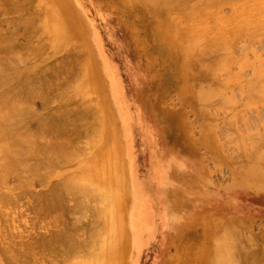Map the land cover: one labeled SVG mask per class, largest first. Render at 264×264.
Instances as JSON below:
<instances>
[{"label":"rangeland","instance_id":"1","mask_svg":"<svg viewBox=\"0 0 264 264\" xmlns=\"http://www.w3.org/2000/svg\"><path fill=\"white\" fill-rule=\"evenodd\" d=\"M29 1H31V0H29ZM39 2L41 3L40 5L38 4ZM48 2H49V4L53 3L52 5H54L55 0H46L45 3H48ZM28 3L31 4L30 6L35 5V7H33V9L30 10L29 12H27V16L24 17V15L21 12L18 13V10H15V9H14L15 11H13V9H11L10 7L9 8L12 11L10 10V12H8V14H7L6 11L9 10V8H8L9 5L7 3H5V0H0V32H1L0 38L11 39L13 35H11L10 33H14L15 30H18L16 32L19 34V36L20 35L21 36L16 38L17 39L16 42L19 43V46L21 45L22 42H24L22 44H23V46L26 45L25 46L26 48L27 47L29 48L28 43L32 39H34V37H32V35L29 34V36L28 35L27 36L30 37V35H31V37H30L31 40H30V38H29V41L26 40V41H28V43L26 41H24L26 39L25 35L29 32H27L26 34L22 33L25 31L21 32L22 34H25L24 35L25 37L21 33H19V31H21L22 27L27 26V25L23 26L22 25L23 22L26 21L27 23L25 22V24H30V27L33 26V28H32L33 29L32 31H34L33 33L37 32V31H35L37 29L39 31V27L37 28V26H40L41 30L43 28V32H44V29H46V27H45V24H43V23L48 20V17L46 18V11H48V10L57 11V8L53 7L52 9H50L51 7L50 8L47 7L45 5V3H42V0H32V3L27 2L26 4H28ZM33 3H35V4H33ZM69 4H70V6L68 7L67 10H66V8L63 7L62 11L64 13L60 16V19H61L60 23L62 25H65L63 30H59V28L52 27L50 23H47V28L49 30L48 29H46L47 31L45 30L47 32V34L45 35L46 32L44 33L45 36L42 37V39H41L42 41L40 40V43H38L36 40V42H35L36 45L33 43L34 40L32 41V43L34 44V45L32 44L33 45L32 47H34V46L37 47L39 44L41 45V43H43L42 46L44 44H46V39H47L49 45L51 44V47L48 46L49 47L48 48L47 47L48 44L44 45L46 49H43L42 51L40 49L44 48V46L43 47L41 46L40 49H39V47H37L40 50V54L38 56H37V54L39 53V51H36L38 49L31 50V48H30L27 50L30 54L25 51L26 54L23 55L22 52L24 53V51L21 49H24V47L20 46L21 48L20 47L16 48L17 49L16 53L18 51H21L20 52L21 54L19 52L17 53L18 57H19V55H22L23 60L28 63L27 64L26 62L23 61L24 63H23V66L21 67L22 69H20V70H22L24 72V74H26L27 79L30 78L31 82L36 79V76L37 77L42 76L43 79L46 78L44 80V82L46 84H44V85L47 86V87H45L47 89L44 88V90H43V87H42V90H41V88H40V90L42 91V96H45V98H46V94H48V92H49L50 95L49 94L48 95H49V98H51V99H49L50 100V102H49V100H47V98L45 99L44 97L40 96L41 91L40 92L38 91L40 98L38 97V95H36L37 98L36 99L34 98V100H32V103L30 102L31 105L29 104V106L31 107V108L29 107V109L36 112V114L35 113H33V114L30 113V114L35 115V119H36V117H37V119L36 120L34 118L30 119L31 122L29 123V125L31 124L30 125L31 127H28V128H30V131H33L35 133L38 131V129L41 126L49 123L47 120H50V118H49L50 115L47 116L48 114H50L51 112H52L51 114H53V112H55L54 115L55 116L58 115L56 117L58 119L59 114L64 116V113L62 114L61 111H67V112H69L68 113L69 116L72 113H74L73 117L71 115L72 119L75 118L76 116L78 117L80 115V119H77V117H76V119H77L76 122L78 121V124H79V120H80L81 124L78 125L76 123V126L75 125L71 126V122H72L71 121L70 123L66 124V125L70 124V129H68L65 126V124H63L62 129L65 128L67 130L66 131L65 130L62 131V129L61 130H54L53 135L51 133V130H50V132L45 131V134H43V135L37 132L38 135L35 133V136L36 135L37 136H43V137L45 136L44 139H46V140L40 139V141H41V142L39 141L40 143H42L43 140L44 141L42 144H44L47 141H50V142H48L49 144H54L55 141H56L55 143H57L56 138H55V140H52V139H54L53 136H58V135L61 136L62 139L66 138V140L69 138L68 137L69 134L71 136H77L76 133H78V132L76 131V133L74 132L75 133L74 134L73 130L75 131L76 128H79L78 126H80L81 128L83 126V128L80 130L81 132L80 131L79 132H80V134L84 132L86 137H88L87 134L89 132H91L92 134L94 133L95 135H96V132L98 133V135L102 134L99 136L100 139L98 136L91 134L92 136H94L93 139H95L94 140L95 142L93 144H96L97 141L98 142L101 141L99 144H97L98 146L94 145L95 148H93L92 145L90 146V144L88 145V143H86L89 141L90 137L92 138L90 133H89V135H90L89 138H85L84 134H83L84 136L82 134L81 135L78 134V136L80 137V138L77 137V139H79V144L83 143V142L85 143V144L84 143L80 144L79 147L77 146L78 141L76 140V138L73 139V137H72L71 138L72 141L76 140V142H77V143H75L73 141L72 144L75 145V148L74 149L72 148V151L73 152L75 151L76 153L77 152L78 153L72 154V156L75 155L76 157L73 156V158H71L70 160H74V161L78 160V161H75V162L74 161H71V162L68 161L70 163V165L72 163H74V164H72L74 166L71 165V167H69L68 165H66V163L68 164V162H66V163H62L61 166L59 165L60 167H56L55 169H56V172L63 173V175L61 174L62 178H63L64 174H69L71 171H75L76 173L77 172L79 173L80 167H79L78 163L81 162V160L86 161L87 159H91V160H93V162H95V160L97 162V161H99V159L102 155H105L106 160L108 161L107 162L108 164L107 163L105 164L106 165L105 167H107V168L104 169V171H107L110 168V170L107 172L110 174L109 179L112 180L110 182L108 181L106 185H103L100 183V185L105 186V188H101L100 185H98L99 183L96 186V183H95L96 179L98 181V178H96V176L98 177L99 170H101V168L99 166L97 167V166L92 165V163L89 160V163L91 166L87 167L83 171L90 172L87 174H92V175L95 174V181L92 182V184L95 183L94 184L96 186L95 188H97L99 186L100 190L98 191V193L102 191L101 189H106V192L104 190L103 191L106 193L107 196H108L107 193L112 194L111 195L112 197L109 195L110 198H112L109 200V201H111L109 203L110 207L108 206L109 209H107V208L105 209L106 211L108 210L110 214L109 213H108L109 215L106 214L108 211L104 214L105 215L104 217H102L103 214L102 215L98 214L101 218L98 215H96L97 212H96V210H94V206L96 208L99 207V206H96V204L100 201L102 202L101 196H102V198H105V199L107 198V196L104 195L105 193L104 194L103 193H100V194L96 193L98 188L95 191V193L97 195H99L100 201L98 200V197H95L96 194H94L92 196L93 198L90 202L89 207L88 206L84 207L85 211H86L85 217H84L85 214L81 215V212H80V210H78V208H76V209L80 213L76 209H74V211L72 210L73 211L72 212L71 209L69 208L70 207L69 202L67 204H63L62 207L59 206V209L57 208L58 210L61 209L62 210V211L60 210L61 212L60 211L57 212V209L54 208L55 211L54 210L50 211V213L51 212H56V213H52L51 215H49V213H48L49 216L47 215V213L43 216L44 211L42 213L38 212V211H40L39 208H37V209L35 208V210H34L33 208L35 206L34 207L32 206L33 208H30V206L28 204L33 205L36 201L35 205H37V204L40 205V202L42 201V199L44 197L47 198V196H48V193H47L48 190L47 189H49L48 187L50 186L51 183L48 185H46V183H45L46 186L44 185V183H43V185H40V183H38L44 177L46 178V175H49V173L47 172L46 175H44V176L40 175V177L38 176L34 179V186L33 185L30 186L27 184L26 188L29 187L28 189H30L31 191L33 190L32 192H34V193L36 192L35 194L37 196L36 195H34L32 197L30 196L28 201H27V199L22 200V202H21L22 204L20 203L21 204L20 206L23 205L21 207V209L23 211L20 212L22 214L18 213V211L21 209H17V208H16L17 213L14 211H13L14 213H12V211L8 210L10 212L9 213V212H6L7 210L1 209L0 226H2V227H0L1 228L0 229V250L2 248L1 246H3V247H4V245L6 246V244H9L6 242H9V241H12L14 243V245L13 244L12 245L17 248V249L16 248L14 249V247H13L12 249L19 250L21 248L22 249L25 248V247H22V245L24 243L20 246L21 248H19V246H17L19 244V242L20 243L25 242V244L23 246H26V245L28 246V244H30V246H31V243L33 245H35L36 242L40 239V237H43V236L46 237L48 235H49L48 237H50V235L53 237V234L55 235V233H57V234L63 233L62 237H64V233L65 234L68 233L67 236L72 237V239H73L72 241H74V238L76 239L75 242L72 243L75 245L78 237H75L76 235L75 236L71 235L73 233L76 234L75 230H73L74 232L71 230V227L73 228L75 224H77V223L80 224L83 222L84 224L82 223L83 224L82 226L80 224L81 227H79L81 232L80 231H79V233L77 232L78 236L79 235L81 236V237L79 236L80 239L81 238L83 240L85 239V241L87 238H90V237H93V239H94V236H92V234L94 235V232L100 233V235H101L100 239L102 238L101 240H103V241L101 244L97 245L96 243L101 242V241H98V240H100L98 237L96 242L94 241L95 245H97V246H94V244H93V246H94V248H92L93 251L90 248L92 246V243L90 244V240H92V238L87 239V241L89 240V242H88L89 244H87V245H89V246L91 245L90 247L87 246V248L91 249L90 250V252L92 251L91 253H93L94 250L95 251L98 250L99 251V252L97 251L98 257L93 259L92 257H94L93 256L94 254L89 255V253H87V252H89V249H87L88 251H86V249L84 247V246H86V243H87V241H86V243H84V244L81 243L86 252L83 250L82 251L80 250L81 254L85 253V255H81V254L79 255V253H77V255H75V256L76 257L78 256V258L72 257V259L69 260V262L66 261L65 264H74V263L75 264L76 263L83 264L86 261H88V262L91 261L92 264H96L95 261H97L98 263L102 262V264H208L207 253L212 249L213 244H211V243H214L210 239L212 236H214V234L212 232L216 230L215 225L218 228L220 225H223V224L224 225L229 224L228 226L232 227L233 229L234 228L240 229V227H241V229H240L241 231L240 232L237 231L238 234L236 233V238H239V240L238 239L237 240L238 241L241 240L240 242H245L247 244L248 248L250 246V248H249L250 251H252L254 253L257 252V254H259L258 252H260L262 250L264 251V171L257 172L255 170V172H254L252 169V165H250L251 160H252L251 156L253 158L252 153L254 151V148L256 149L255 144H257V143H253V140L251 139L252 134H251L250 138L248 139L250 141L249 142L250 144L247 143L250 147H246L248 145L245 143H244V145H242L243 144V142L241 143L242 139H241V141L239 140L241 137H243V139L246 137H249V135H248L249 133H247V132L244 133L246 131V130L244 131V129L248 126V125L246 126V124L250 123L251 121H253L255 119L256 120L253 121L252 124L251 123L249 124L252 127H251V129L248 127L247 131L249 129L256 131V130H258L257 127H259L260 133L264 131L263 130V128H264L263 127L264 126V121H263L264 119L263 118L264 117L261 118L264 115V106H263L264 104H261V106L257 107V109H256V107H254L255 110H253V108L250 106L251 110H249L248 112L246 111V109L248 110V108L244 107L247 105L246 101L248 100V96H249V99H253L252 97H254V96H252L253 93H251L254 89H252L251 87H248V85L252 86L255 83L253 78L249 79L252 76L253 77L255 76L254 75L255 73H253V70L255 69V67H254L255 64H256L255 65L256 67L258 65H260L259 68H256V69H259V70L261 69L260 70L261 72L259 70H256V69L255 70H256V74H257V71L260 72V74L258 72V75H260L259 77H261L262 81L260 79H259V81L261 83V86L264 87V85H262V83L264 84V82H263L264 77L262 78V75L264 76V71H263L264 70V32H263L264 31V25L260 28H256V29L252 28L250 30V23L247 24L246 19L244 17V16H247V18L250 17L249 10L243 9V7H241V6L237 7V6H234L231 4L223 5L221 7L222 10L220 8H219V10H217V14H206L205 15L202 12L201 14H198V16H196V17L194 16L195 18L191 22H194V23L197 22V24L201 23V25H204V26H205V23H207L205 27L202 26V28L199 29L200 33L204 32L203 36L208 34L207 37L208 36L210 37V35L214 32V35L213 36L211 35V37L214 39L215 42L213 41L212 38L208 37L205 39V41H207V43H205V44L202 43V46L204 44V46L206 48H210L209 44H211L212 47H214L215 44H217V43L219 44V42H221V41L217 40V38L219 36H221V34H223V36H224L223 42L226 43L225 47H226V45L229 48L231 47V49H230L231 52L229 50V54H228V50H227L228 48L227 47H226L227 53H224L225 51L222 53L220 49H216L218 53L215 50V55L211 57L212 59L210 61H206L205 58H203L201 60L199 54L192 53L193 50H191L192 52L187 51V54L180 53L177 51L178 46H180L181 44H183L185 42V40L180 42L179 36L182 35L183 32H187L188 29L191 27V26L188 27L190 20H188V18L185 16L179 18L178 23L180 25L177 24L175 26L176 28L172 31L174 34V38L168 42V41H166L167 39L164 40V39L160 38L159 32H157L155 30V26L158 23V20H160V18H162V16H163L162 13L155 10L154 8L149 7L144 1L142 2L140 0L139 1H136V0H69ZM18 9H21V8H18ZM16 11H17V13H16ZM20 13L23 15L21 17L22 18L24 17L22 19L23 22H20L21 19L18 20L19 19L18 16ZM5 14H7V15H5ZM218 17H219V19H218ZM35 18H36V20H35ZM199 18H201V19H199ZM262 18L264 21V15H262ZM214 19H218L219 21L221 20L222 22L220 23L217 20L214 21ZM59 20H58V22H59ZM195 20H196V22H195ZM243 21H245L246 23H244ZM58 22H57V24H58ZM72 22L75 23V27H74L75 29H73V28L70 29V26H68V25L72 24ZM217 22H218V24H217ZM242 22L244 24H242ZM17 23L21 24L22 27L20 25H17ZM222 23L223 24L225 23V25H223ZM236 23L237 24L240 23V24L238 26H236L237 25ZM42 24L44 26H42ZM233 24H235V26ZM13 25L14 26L17 25L18 26V27H16L17 29L15 27H13ZM214 25L216 26L215 27L216 29L214 28ZM219 25H221V26L219 27ZM229 25H231V26L233 25V26L230 28ZM12 27L15 30H12L13 29ZM240 28H241V30H240ZM231 29L235 30V32H232ZM30 30H31V28L28 31H30ZM254 30L255 31L260 30L261 34L257 35L258 33H255ZM32 31H30V32L32 33ZM215 31H218V32H215ZM246 31H250V32H246ZM231 32H232V34L233 33L234 34L232 35ZM17 33H14V36ZM39 33H40V31H39ZM72 33H74L76 35V37L78 36L80 39L79 38L78 39H74V38L69 39V35H72ZM253 34H255V35H253ZM10 35H11V37H10ZM37 35L35 37H37ZM66 35H67L66 44L63 41L60 42L58 38L63 39ZM215 35H217L218 37L214 38ZM260 35H262V36H260ZM14 36H13V38L16 37V36L15 37ZM256 36H258V37H256ZM259 36L261 37V40H260ZM8 37H10V38H8ZM243 37L246 39H244ZM54 38H57V41L55 42L56 44L54 43V45H53V43L50 40L52 39V41H53ZM84 38L86 40H84ZM250 38H252V39H250ZM254 38H255V40H257L256 42H258V43H256L255 41H254V43L252 42L254 40ZM256 38H259V39H256ZM37 39H38V37H37ZM247 39H249V40H247ZM88 41H91V46L89 45V49L87 47ZM210 41H211V43H210ZM240 41H242L243 43ZM14 42H13V44L15 45ZM25 43H27V44H25ZM239 43L240 44L242 43V44L240 45ZM29 44H31V43H29ZM89 44H90V42H89ZM169 44L174 45V46L177 44H180V45L175 46L177 48H175V50L173 51L172 48L174 46L169 49ZM246 44H247V46H246ZM17 45L18 44H16V47H17ZM249 45L252 47L251 52H253L254 55L250 52L248 53V51L250 50ZM186 46H187V43H186V45L183 46V48H185ZM47 48L49 50H47ZM252 49L255 50L256 52H254ZM29 50L33 51V52L36 51L37 54L31 53ZM236 50L238 52H236ZM245 50H247V51H245ZM243 51H244V53L247 52L246 53L247 55H245L243 53ZM16 53H15V55H16ZM28 54H29V56H26ZM33 54L36 55L37 57L36 56L32 57L31 55H33ZM90 54L94 55V56L96 55L95 58H93L94 56H91ZM224 54H225V56H224ZM226 54L231 56V58H229L228 56L226 57ZM234 54H235V57L233 56ZM237 55L240 57H236ZM86 56H87V58L90 59V62L93 63V64L91 63L92 66L93 65L95 66V64H96L97 67H99L98 70H101L102 72L101 71L99 72L96 69L99 74L97 73L96 75H89L88 71L83 69L85 66L82 67V65L85 64V63H83V61H87L85 59ZM90 56L93 59L90 58ZM218 56L225 57L227 59L226 60L227 61L226 67H228V65H229V67L227 68L228 70H226L228 72H226L224 70L225 69L224 68L223 70L225 72L221 71L220 74L218 72L220 69L217 68L218 71H215V75H216L215 76L214 73L213 74L211 73V70L213 69V65H214L215 61L218 60L217 59ZM243 56H245V59L248 57L247 58L248 60L246 59L248 61V63L246 62V60L244 59ZM24 57L26 59L28 58L27 60H29V61L25 60ZM74 57L76 59L75 61H77V62L74 61ZM195 57L197 59H195ZM255 57H256V59H255ZM34 58L35 59L37 58L38 60L33 61ZM41 58L42 59L44 58V59L42 60ZM225 58H222V59L220 58L219 60L223 61ZM236 58H238V59H236ZM251 59L252 60L255 59V61L256 60L257 61L256 62L255 61L250 62ZM219 60H218V63L220 62ZM241 60H243L242 61L243 63L241 62ZM198 61H201L200 67L207 64L205 66V68L203 67L204 69L201 68L202 74L200 73V76H203L202 78L197 77V75L195 74V73H197V70H198V67H197ZM238 62H240V63H238ZM77 63L82 64V65H78ZM233 63H235L234 67L232 66ZM236 64H239V65L236 66ZM37 65H39V66H37ZM58 65H60L61 68H59ZM242 65H244V66L247 65L249 67H246V70H245V67H243ZM251 65H253V66H251ZM25 66L27 67V69ZM74 66H75V68H74ZM210 66L212 69H210ZM55 67H58L59 73H57L58 70H56L57 68L55 69ZM242 67L244 69H242ZM23 68H24V70H23ZM50 68H51V70H50ZM53 68H54V70H53ZM93 68L94 67H92L90 69L92 70ZM230 68H231V71H229ZM64 69H65L66 74H64L65 72H62V71H64ZM233 69L234 70L239 69V70L238 71L236 70V72H237L236 73ZM240 69L243 70V72H242L243 76H241L242 74L239 73ZM52 70L54 72L56 70L57 72L54 73ZM97 71H95V72H97ZM192 71H194V72H192ZM232 71H234L235 73L233 74ZM60 72H62L61 75L63 77L60 75ZM216 72L221 76L222 79L220 78V76H218L216 74ZM34 73H35V75H34ZM228 73L230 75L229 79L232 81H230L228 79ZM235 74L236 75L240 74L239 77H237V80H235V78H236ZM51 75L52 76L54 75L55 77L60 76V77H57L58 79H60V80H58L59 82L58 81L55 82L56 78L54 77L55 78L54 79L55 83H54L52 81L53 78L51 77ZM212 75H214V76L209 77ZM258 75H256L255 77L257 78ZM63 80L65 82L64 84L62 83ZM207 80L210 82H208ZM221 80H224L225 82L228 80L227 81L228 84L230 81V84L228 87L225 84V86L227 87L228 90L226 88H223V86H222L223 83L221 82ZM247 80L249 81L248 84L246 83ZM250 80H251V85H250ZM201 81H202V83H201ZM259 81L257 82V80H256L258 85H259ZM31 82H29V83L31 84ZM37 82L39 83V81H37ZM51 82L55 85L56 84L59 85L60 83H62V85L58 86L59 89H60V87L62 89L63 85H65V86L68 85V87H71V88H67V86H66V88L68 90L65 91L66 88H65V90L63 89L65 91V92H63V94H65V96H62L63 94L61 95V93L63 90L62 91L59 90L57 86L53 87ZM198 82L202 84L200 87L198 86ZM207 82L209 84H211V86H212V88H210V89L214 90V88L221 87L224 90L225 89L227 90V91L223 90L224 91L223 95L224 96L226 95L224 98H227V95L228 96L230 95V97H228L229 99L230 98L232 99V100L230 99V101L231 102L235 101V102L230 103L229 99L227 100V99L222 98L223 99L222 100V99H220L221 97L218 100L217 99L218 97L216 98V96H214V98H216L217 102H219V106H221V105H222V107L225 106L224 108H229V110L232 109L231 111L228 112V109L223 108V110L219 109L220 111L218 112V114L217 113L214 114V111L216 112L217 111L216 109L221 108V107L213 108V107H216V105L218 104L215 101L216 99H212V100L210 99L211 100L210 103L207 101V98L205 99V96H204L205 93H203V92L207 91L206 89L211 87V86H209V84ZM245 83L247 84V87L245 86L246 85ZM16 84L17 83H15L14 87L12 86L13 91H14V88L17 87ZM49 84H51V86ZM204 84H205V86H204ZM242 84H243V87L245 86L244 88L242 87ZM257 84L255 86H257ZM206 85H208V87ZM235 85H236V87H235ZM261 86H259V88H258V86L253 87V88H258L261 90L263 88ZM19 87H20V84H18L17 88H19ZM48 87H49V89H48ZM75 87L77 89L78 88L79 89L75 90ZM80 87L84 88V90L82 91L80 89ZM205 87H207V88H205ZM51 88L54 90L52 91ZM203 88H205L204 91H203ZM250 88L252 91L249 90ZM201 89H202V94H200ZM235 89L238 91H235ZM239 89L244 91V92H242V91L240 92ZM258 89H255V90L258 91ZM8 90H11V88ZM219 90H221V89L219 88ZM13 91H10V92H13ZM44 91H46L47 93ZM58 91L61 92L60 94H58L59 97L57 96ZM76 91H78L80 94L78 92L76 93ZM84 91H85V93H84ZM54 92H56V93L54 94ZM194 92H199V95H196L197 97L198 96L199 97L204 96L203 97L205 99L204 101L202 100L203 98H200L201 99L200 102H203V104L199 103L200 99L198 100L197 98H195L196 96H195ZM247 92H248V95H246ZM255 92L253 95H255V94L257 95L258 93H259L258 95H260L259 91L257 93H255ZM207 93H209V92L207 91ZM249 93H251V94H249ZM52 94H54V95H52ZM215 94L217 95L216 91H215ZM220 94H221V96H223L222 91L220 92ZM241 94H242V96H241ZM48 95H47V97H48ZM211 95H213V94L211 93ZM231 95H233V98H235V100L232 98ZM250 95H251V97H250ZM256 95L254 97L256 99H253L255 102H257L256 101L257 99H260V100H258V103H260L262 101L264 102V99H262L263 94H261L260 96H262V97L259 96V98ZM218 96H220V95H218ZM41 97H42V99H44V101H46V100L47 101L44 102L41 99ZM68 98H70V100ZM212 98H213V96H212ZM65 99L67 100L66 102H65ZM79 100H80V102L81 101L82 102L78 103ZM220 100L222 102L224 101L225 103L224 102L221 103ZM63 101H64V103H63ZM236 101L238 104L236 103ZM250 101L248 100V103ZM47 102H48V104H47ZM205 102H208V104ZM212 102H215V104ZM226 102H228V103H226ZM65 103L68 104V107H67V105H65ZM118 103H119V105H118ZM62 104H64L66 106V108L61 109L60 107ZM199 104H201V105H199ZM204 104H206V105H204ZM209 104H212V106L213 105L214 106L212 107ZM226 104H229L231 106L226 105ZM64 105H62V106L65 107ZM252 105H254V104H252ZM110 106H112V107H110ZM199 106H201V108L203 106L205 110L202 109L199 111V109H200ZM205 106L212 108V109L209 108L210 109L209 111H212L213 109H215L213 111L212 115L210 114L211 112L210 113L206 112L208 110L207 109L208 107L206 108ZM255 106H258V105L255 104ZM74 107H77L79 109H76V108L74 109ZM93 107H95L94 110L92 109ZM236 108H239V111H241V112L237 111L238 109H236ZM244 108H245V110H244ZM83 109H84V111H83ZM107 109H110V111L113 110V112H110L111 116H109V122L111 121V123H110L111 124V126H110L111 130H109V134L106 133L104 128L102 127V126H104L102 124L103 123L106 124L107 120H108L106 112L109 110H107ZM48 110L49 111L51 110V111L47 112ZM59 110H61V111H59ZM72 110H73V112H72ZM90 110H92V111H90ZM96 110L99 111V112L97 111L96 114L99 113L100 115L96 116L99 118L94 119L96 117H94L93 114H95ZM256 110H257V115L254 114ZM88 111H90V112L88 113ZM242 111L247 112V113L244 112L245 115L243 114V116H246L245 117L246 122L243 120V123H241L242 122L241 120L244 119L241 115L243 113ZM29 112H31V111L29 110ZM83 112H85V113L87 112L86 114H88L89 117ZM91 112L92 113L94 112V113L91 114ZM222 112H223V114H222ZM224 112H227V113H225L226 115H224ZM259 112L261 115L258 114ZM37 113L39 114L38 116H40V115L41 116L43 115V116L41 118H39L37 116ZM56 113H57V115H56ZM101 113H102V118L100 117ZM115 113H116V115H115ZM76 114H79V115H76ZM168 114H170V116ZM200 114H201V116H200ZM216 114L219 115V118H217ZM247 114H248V119H247ZM45 115L48 117V119L46 118ZM210 115L211 116L216 115V117L213 116L214 117L213 118ZM231 115L234 116L233 121L230 120L232 118V117H230ZM239 115H241V117ZM258 115L261 116L259 118L262 120L263 126L261 124V121H259L260 119L258 118ZM81 116H83V117H81ZM91 116H93L94 118L92 119ZM164 116L167 117L168 121H167V119H162V117H164ZM256 116H257V118H256ZM51 117H52V115H51ZM54 117L51 118L53 122H55L54 120L56 119ZM90 117H91V120H94V121L99 120L101 118L102 121L100 119V126H97L96 122L90 123V121H89L90 119H88ZM226 117L230 121L228 120L229 122L227 123V120H225L224 124H227L229 127L227 125L223 124V122H224L223 119H227ZM38 118L41 119V121H39V124L40 123L41 124H40V126L37 127V125H38L37 121L39 120ZM42 118H43V120H42ZM84 118H87V120L89 121L88 123H90L91 126H93L95 124V127L93 126L94 129H93V127H91L87 123L86 119L84 122ZM44 119H45V121H44ZM81 119L83 120V122L81 121ZM204 119L209 120L211 122H212V119L213 120L215 119L216 121H218L220 119L221 122L218 121L219 123L217 124L220 129H218V130L214 129V128H218V127L212 128L216 124V122L213 123L214 125H211V124L208 125V123L205 122ZM257 119L260 122L262 128L260 127L259 123L257 124V122H258ZM202 120H204V121H202ZM43 121L46 123H43ZM235 121H236V123H235ZM50 122H51V120H50ZM35 123H36V125H35ZM73 123H74V121L72 122V124ZM85 123H87V124H85ZM113 123H114V125H112ZM204 123H207V124H205V125H207V127H205ZM221 123L223 125H221ZM231 123H233V124H231ZM234 123L237 125H235ZM229 124H231L232 126L234 125V127L237 126V128H234L237 131V133H239V131H240L241 135L244 133V135L247 134L248 136L239 135V137H240L239 138V137H237L238 135L236 133H235L237 135V136L235 135L236 137L234 136V134L229 136V134L231 133L230 132L228 134V136H229V138H228V136L225 135V134H227L226 131H228L230 128H231L230 130H232V132L234 130V129H232L233 127ZM33 125H34V127H33ZM88 125L93 130H90V128H87V129H89V130H87L86 126H88ZM96 126L100 127V128H96ZM165 126H166V128H165ZM208 126H212V127L209 128ZM254 126H256V127H254ZM74 127H76V128H74ZM72 128H73V130H72ZM101 128H103V129H101ZM173 128H175L176 132L180 133V134H178V136H170L171 137L170 138V146L166 147L165 141L167 139L166 137H168V136H162L163 132L170 133L167 130L173 131ZM203 128L206 132H207L206 129H209V131H211L210 133L207 132L208 136H207L206 132H205V134L203 133L204 132ZM221 128H222V130H221ZM213 129L216 131V133L214 132ZM101 130H103V131H101ZM60 131H62L63 133ZM212 131H213V133H212ZM221 131L224 132L223 133L224 136H223ZM33 132H30V133H33ZM217 132H221V133L218 134ZM34 133L32 134L33 136H34ZM254 133L255 134L257 133L259 135V132H254ZM46 134L48 135L47 137H46ZM49 134H50V136H49ZM181 134L183 136H180ZM261 134H263V133H261ZM231 136H234V137L231 138ZM61 137H60V139H61ZM173 137H174V141L172 140ZM213 137L216 140L213 141L212 140ZM256 137L260 138V136H256ZM83 138H85L84 140H86V141H84V140L82 141ZM91 138H90V141L92 142L93 140ZM97 138L99 140H97ZM227 138L229 139V141L227 140ZM263 138L261 140L264 141ZM60 139H58V141L62 140V139L61 140ZM80 139H81V141H80ZM216 142H218L219 145H218V143L216 145ZM244 142H248V141H244ZM240 143H241L242 147L244 146L243 148H240V146H239ZM86 144H87V146H86ZM83 145L85 146V148H83L84 147ZM254 145H255V147H254ZM89 146H90L91 150L87 151L86 150L87 147H88V149H90ZM160 146H161V148H160ZM81 147H82V149H80ZM245 147L247 149L250 148V150L253 148L252 149L253 151L252 150H251L252 152L248 151L249 149L246 150ZM102 148H103V150H102ZM89 151L90 152L92 151V152L87 153ZM247 151H248V153H246ZM98 153H100V154H98ZM244 154H248L247 155V157L249 158L248 160H250V159L251 160L250 161L246 160L247 158ZM78 156L79 157L81 156L82 159L78 158ZM74 158H77V159H74ZM109 160L111 161L110 166H112V164H113V167L107 166V165H109ZM112 160H114V161H112ZM166 160L170 162V166L168 168L169 180H168V176H166V174H165V170L164 171L160 170V168L158 167V166H160V163H162V165H163L164 161H166ZM117 161H119V163L122 165L121 167L118 165ZM76 162H78V163H76ZM246 162L248 163L249 166L246 165L247 164ZM63 165H66L67 168L63 167ZM179 165H182V166L178 167ZM112 170H113V172H115V174L113 172H111ZM43 171H42V173H43ZM45 171H50V170L46 169ZM111 173L115 177H112L113 175ZM129 174H130V177H129L130 180L127 177ZM125 175L127 177L128 182L127 181L126 182H119V180L122 179ZM41 177H43V178L41 179ZM58 177L59 176L53 177V179L50 178L51 182L54 180L52 183L53 185H54L55 181L57 182L60 180V178H58ZM117 177H119L120 179L118 180ZM113 178H116V179L113 180ZM14 184L15 183H13V182L11 183V185H13V186H14ZM35 184L37 185V187ZM51 187H54V186L51 185ZM42 193H43V195H42ZM38 195H42L40 198L41 200L38 199V201L37 200L32 201L33 198H35V199H37V197L39 198ZM71 198L73 199L72 196H70V200H71ZM106 200H108V198ZM105 201H103V202H105ZM109 201H107V202H109ZM37 202H39V203H37ZM73 203L74 202H72V204L71 203L70 204L74 205ZM64 206L65 207L69 206V207L65 208ZM91 206H93V207H91ZM104 206H106V204ZM100 207L103 209L105 208L102 206H100ZM100 207L97 209L100 210ZM62 208L66 209V210L69 208L70 210H68V211L72 212L73 214L68 213V211L63 210ZM79 209H81V207ZM13 210H15V209H13ZM32 211L33 212L35 211V212L33 213ZM36 211H37V214H36ZM83 211H84V209H83ZM83 211H82V213H83ZM4 212H5V214H4ZM28 212H30V213H28ZM74 213L77 214L81 218H76V221H75V217H77V215L73 216ZM7 214L8 215L11 214V215L8 216ZM38 214H39V217L45 218L44 220L41 219L42 222H40V219L38 217H36V216H38ZM40 214H42V215H40ZM70 214H71V216H69ZM52 216H53V219H55L56 221L52 219ZM54 216H57V217L54 218ZM86 217H87V219H86ZM106 217H107V219H106ZM37 218L39 221L37 220ZM73 218H74V220H73ZM102 218H105V219H102ZM57 219H59V220H57ZM69 219H71V220H69ZM77 219L78 220L82 219L81 220L82 222H79L80 220L77 221ZM83 219L87 220L89 223L87 221H84ZM2 220H3V222H2ZM99 220H101V221H99ZM104 220H106V221L109 220V221L108 222L105 221V223H104ZM134 220H135V222H134ZM222 221H224V222L222 223ZM5 222H6V225H5ZM37 222L40 224V225L38 224L39 226L36 224ZM67 222L70 223V226ZM74 222H75V224H74ZM71 223H72V226H71ZM106 223L109 225V226L107 225V227H109L110 233L106 237H104L105 235L104 234L102 235V233H106V231L108 229V228H106V226H104V225H106ZM134 223H136L140 227V230H137L138 226L135 227ZM63 224L64 225L68 224L67 225L68 227L66 226V230L68 231L70 229L69 232H67L65 230V226ZM79 224H78V226H79ZM90 224L93 226L91 227ZM87 225H88V227H86ZM89 225H90V227H89ZM76 226L77 225H75V228H76ZM96 227H97V229H96ZM56 228H59V229H56ZM91 229L92 230L95 229L97 231L93 232V231H91ZM63 230H64V232H63ZM88 230H89V232H88ZM71 231L73 233H71ZM86 231H87V233H86ZM103 231H105V232H103ZM20 233L21 234L23 233L22 236ZM36 233H38V234H36ZM82 233L84 234L83 236H82ZM132 233H133V236H132ZM14 234L15 235L17 234V235L15 236ZM88 234H91V236L90 235L87 236ZM96 235L97 234H95V236ZM2 236H4V237H2ZM17 236H18V238H16ZM73 236H74V238H73ZM19 237H21V238H19ZM103 237H104V239H103ZM66 238L68 239V237H66ZM66 238H65V241L67 242ZM11 239H13V240H11ZM1 240H3V243H1ZM33 241L35 242V244ZM71 242H69L68 244H71ZM91 242H93V240ZM62 243H63V245L62 244H59V245L63 248L66 244L64 242H62ZM78 243H80L79 239H78ZM109 243H110V245H109ZM219 245H220V243H219ZM81 248L82 247H80V249ZM86 253L89 256H87ZM261 253L264 255L263 252H260V254ZM2 257L4 258V256L2 254H0V264H5L6 259L4 258V261H5L4 262ZM82 260H84V261H82ZM61 262L62 261H60V262L55 261V263L54 262H52V263L53 264H60ZM49 263L52 264L51 262H45L44 264H49ZM61 264H64V263L62 262Z\"/></svg>","mask_w":264,"mask_h":264},{"label":"bare ground","instance_id":"2","mask_svg":"<svg viewBox=\"0 0 264 264\" xmlns=\"http://www.w3.org/2000/svg\"><path fill=\"white\" fill-rule=\"evenodd\" d=\"M46 2V0H42V3H45ZM136 1H139V0H136ZM140 1H144L149 7H151V8H154L155 10H157V11H159L160 13H162V18H160V20H158V23L156 24V26H155V30L157 31V32H159V36H160V38H162V39H164V40H166V41H170V40H172L173 38H174V34H173V30L176 28L175 26L178 24V25H180L178 22H179V18H181V17H183V16H185V17H187L188 18V20H190V23H189V26L188 27H190L189 29H188V31L187 32H183L182 33V35H180L179 37H180V42L181 41H183V40H185V42L183 43V44H177V45H175V46H178V45H180V46H178V48L177 47H175L174 45H171V44H169V49L171 48V47H173L172 48V50L174 51L175 50V48H177L178 50V52H180V53H185V54H187V51H191V50H193V52L192 53H197V54H199V56H200V59L202 60L203 58H205L206 59V61H210L212 58V56H214L215 55V50L216 49H220L221 50V52L223 53L224 51V53H227V51H226V49L228 50V54H229V50L231 49V47L229 48V47H227V45H226V47H225V44L226 43H224L223 42V38H224V36H223V34H221V36H217V35H215V37L214 38H216V37H218L217 38V40H219V41H221V42H219V44L217 45V44H215L214 45V47H212V45L211 44H209L210 45V48H206L205 46H204V44L205 43H207V41H205V39L206 38H208L207 37V35H205V36H203V34H204V32L203 33H200V31H199V29H201L202 28V26H204V25H201V23H199V24H197V22H196V20H195V22L196 23H194V22H191L192 20H194V18L196 17V16H198V14H201L202 12H203V14H217V10H219V8L221 9V7L223 6V5H225V4H231V5H234V6H241V7H243V9H247V10H249V12H250V17H248L247 18V16H244L245 17V19H246V22H247V24L248 23H250V30L253 28V29H256V28H260V27H262L263 25H264V21H263V18H262V15H264V0H140ZM27 2H31L32 3V0L31 1H29V0H5V3H7L9 6H8V8L10 7L11 9H13V11H15V10H18V13L19 12H21L23 15H24V17H26L27 16V12H29L30 10H32L33 9V7H35V5L34 6H30L31 4H26ZM33 4H35V3H33ZM32 4V5H33ZM37 4V3H36ZM39 5L41 4L40 2L38 3ZM53 4V3H52ZM52 4H49V2L48 3H45V5L47 6V7H51L50 9H52L53 7L54 8H57V11H51V10H48V11H46V18L48 17V20L46 21V22H44L43 24H45V27H46V29H48L47 28V23H50L51 24V26L52 27H56V28H59V30H63V28L65 27V25H62L60 22H61V19H60V16L64 13L62 10H63V7L64 8H66V10L68 9V7L70 6V4H69V0H55V3H54V5H52ZM37 6V5H36ZM9 8V10L8 11H6V13L8 14V12H10V9ZM18 8H21V9H18ZM59 8V9H58ZM15 9V10H14ZM65 10V11H66ZM222 10V9H221ZM238 10V9H237ZM12 11V10H11ZM240 12V11H239ZM16 13H17V11H16ZM20 13V14H21ZM219 13V12H218ZM221 13V12H220ZM7 14H5V15H7ZM19 14V16L21 17V16H23L22 14L20 15ZM26 14V15H25ZM240 14V13H239ZM18 16V20H20V22H23V18L21 17H19ZM195 16V17H194ZM215 16V15H214ZM217 16V15H216ZM204 17V16H203ZM202 18V17H201ZM201 18H199V19H201ZM217 18V17H216ZM60 19V20H59ZM218 19H219V17H218ZM218 19H214V21H218V22H222L221 20L219 21ZM221 19V18H220ZM233 19V18H232ZM25 20V19H24ZM35 20H36V18H35ZM58 20H59V22H58ZM187 20V21H188ZM234 20V19H233ZM244 20V19H243ZM26 22V21H25ZM25 22H23V26L24 25H27L26 27H22V25L21 24H18L17 23V25H20L21 27H22V29H21V31H19V33H21L22 31H25V32H22V33H27V32H29V33H27L26 35L25 34H22L26 39L24 40V41H26V40H28L29 41V38L31 37V35H32V37H34V39H32L31 40V38H30V42L29 43H31V44H29L28 43V41H26L27 43H28V45H29V48L27 47H25L26 45H24L23 46V44L22 43H24V42H22L21 43V47L23 46L24 47V49H21V50H23L24 51V53L22 52V54L24 55V54H26V52L27 53H29L27 50L28 49H30L31 48V50H36V49H38L37 47H39V49L41 48V46H42V44L43 43H41V45L39 44L37 47L36 46H34V47H32L34 44L36 45V40H37V42L38 43H40V40L42 39V37H44L46 34H47V30L46 29H44V32H43V28H42V30H41V27L40 26H37V28L39 27V31H40V33H39V31H38V29L37 30H35V31H37V32H35V33H33L34 31H32L33 29V26H31L30 27V24H25ZM57 22H58V24H57ZM208 22V21H207ZM218 22H217V24H218ZM244 23H246L245 21H243ZM242 22V24H244ZM27 23V22H26ZM182 23V22H181ZM42 24V26H44ZM204 24V23H203ZM206 24L207 23H205V26H206ZM216 24V25H217ZM223 24V23H222ZM221 24V25H222ZM237 24V23H236ZM240 24V23H239ZM239 24H237L236 26H238ZM241 24V25H242ZM17 25H13V27H18ZM79 25V24H78ZM182 25V24H181ZM221 25H219V27L221 26ZM223 25H225V23L223 24ZM234 26H235V24H233ZM232 25V26H233ZM240 25V26H241ZM49 26V25H48ZM68 26H70V29L71 28H73V29H75L74 27H75V23H73L72 22V24H70V25H68ZM204 26V27H205ZM208 26V25H207ZM231 25H229V27L231 28L232 27ZM12 27V28H13ZM216 26L214 25V28H215ZM228 27V26H227ZM11 28V29H12ZM25 28V29H24ZM31 28V30L30 31H32V33L30 32V31H28L29 29ZM36 28V27H35ZM17 29V28H16ZM67 29V28H66ZM216 29V28H215ZM223 29V28H222ZM12 30H15L14 28L12 29ZM27 30V31H26ZM46 30V31H45ZM49 30V29H48ZM51 30V29H50ZM232 30V29H231ZM240 30H241V28H240ZM239 30V31H240ZM16 31H18V30H15L14 31V33H17ZM238 31V32H239ZM255 31V30H254ZM13 32V31H12ZM43 32V33H42ZM46 32V33H45ZM215 32H218V31H215ZM232 32H235V30H232ZM232 32H231V34H232ZM246 32H250V31H246ZM262 32V31H261ZM264 32V31H263ZM262 32V33H263ZM1 33V32H0ZM14 33H10L11 35H13L14 36ZM44 33H45V35H44ZM209 33V32H208ZM255 33H258L257 35H259V34H261L260 33V30L259 31H255ZM29 34H31L30 35V37H28L29 36ZM37 35V37H38V39H37V37H35L36 35ZM171 34V35H170ZM216 34V33H215ZM234 34V33H233ZM232 34V35H233ZM238 34V33H237ZM248 34V33H247ZM11 35H10V37H11ZM18 35V36H17ZM28 35V36H27ZM35 35V36H34ZM68 35V34H67ZM67 35L62 39V38H58L59 39V41L60 42H64L65 44H66V41H67ZM212 36L214 35V32L211 34ZM211 35H210V37L209 38H212L211 37ZM241 35V34H240ZM245 35V34H244ZM253 35H255V34H253ZM13 36H12V38L11 39H6V38H4V39H2V38H0V212H1V209L3 210V209H5V210H7L6 212H9L8 210H10V211H12V213H14V212H16V208L17 209H21V207L23 206H20L22 203V200H24V199H27V201L29 200V198H30V196L32 197V196H34V195H36L34 192H32L30 189H28V188H26L27 187V184L28 185H30V186H34V179L36 178V177H40V175L41 176H44V175H46V173L48 172L49 173V175H46V178L44 177H41V181L40 182H38V183H40V185H43V183H44V185H45V183H46V185H48V184H50V186L48 187L49 189H47L48 191H47V193H48V196H47V198L46 197H42L43 199H42V201L40 202V205L39 204H37V205H35L36 204V201H35V203L33 204V205H30V204H28L29 206H30V208H33L34 206V210H35V208L37 209V208H39L40 209V211H38V212H40V213H42L43 211V216L47 213V215H48V213H49V215H51L52 213H56V212H51L50 213V211H53L54 210V208L55 209H59V206H61L62 207V205L63 204H67L68 202H69V206H66V207H69L70 209H71V211L73 210L74 211V209H76V208H78V210H80V212H81V215H84L85 213H86V211H85V206H88L89 207V205H90V202H91V200H92V196L94 195V194H96V193H98V191L100 190L99 189V186L97 187L98 188V190H97V188H95L96 186H97V184L98 185H100V183L101 184H103V185H106L107 184V182L109 181H112V180H110L109 179V173L107 172V171H109L110 170V168L107 170V171H104V169H106L107 167H105L106 165V163L108 162L107 160H106V157H105V155H102L101 157H100V159H99V161H97L96 162V160H95V162H93V160H91V159H87L86 161H83V160H81V162H76V163H78V165H79V167H80V169H79V173L77 172H75V171H71L69 174H64V176H63V178H62V175H63V173H59V172H56V167H60L61 166V164L62 163H66V162H68V161H74V160H70L71 158H73V156H75V155H73L72 156V154H75L76 152L74 151H72V148L74 149L75 148V145H73L72 143H73V141L75 142V143H77L76 142V140L78 141V143H77V146L79 147L80 146V144H83V143H80L79 144V139H77V137H79L78 136V134L79 135H83L84 134V132L83 133H81L80 134V130L83 128V126H82V128L80 127V126H78L79 128H76V127H74V128H76L75 129V131L73 130V128H72V130H73V133L75 132L76 133V131L78 132V133H76V135L77 136H71L69 133V138L66 140V138L64 139H62V137L61 136H53L54 137V139H52V140H55V138H56V140H57V143H55L54 142V144H49L48 142H50V141H47V142H45L44 144H42L43 143V141L44 140H46V139H44V137L43 136H37L38 135V133H40V134H45V131H47V132H50V130H51V133H52V135H53V132H54V130H61L62 129V125L63 124H65V126L68 128V129H70V124H68V125H66L67 123H70L71 121L73 122L74 121V123L72 124V122H71V126L72 125H75L76 126V123L78 124V121L76 122V120L77 119H80V115L79 114H76V115H79L78 117H77V119H76V117L75 118H73L72 119V117H73V115H74V113H72L73 112V110H72V117H71V115L69 116V112H67V111H61V110H59V111H61L62 112V114L64 113V116H62V115H60L59 114V117H58V119L56 118L58 115H57V113H56V115L57 116H55L54 115V113L55 112H53V114H46L47 116H49L50 115V120H51V122H50V120H47L48 119V117L46 116V120L49 122V123H47V124H45V125H43V126H41L39 129H38V133L37 132H35L37 135L35 136V133L33 132V131H30V128H28V127H31L30 125H29V123L31 122L30 121V119H32V118H34L35 119V115H32L33 113H35L36 114V112L35 111H33V110H31V109H29V104H30V102L32 103V100H34V98L36 99L37 97H36V95H38V97L40 98V96H42V87H43V90H44V88L45 87H47L46 85H44V84H46L45 82H44V80L46 79L45 77V79H43V77L42 76H36V79L35 80H33L32 82H31V80H30V78L29 79H27V77H26V74H24V72L22 71V70H20V69H22L21 67L23 66V63L24 62H26V61H24L23 60V56L22 55H19V57H18V55H17V53L19 52H21V51H18L17 53H16V51H17V49L16 48H18V47H20L19 46V43H17L16 42V38H18V37H20L19 36V34L17 33V34H15V38H13ZM247 36V35H246ZM260 36H262V35H260ZM259 36V38H260V40H261V37ZM10 37H8V38H10ZM232 37V36H231ZM253 37V36H252ZM256 37H258V36H256ZM28 38V39H27ZM36 38V39H35ZM78 39L79 37L77 36L76 37V35L74 34V33H72V35H69V39ZM236 38V37H235ZM244 38V37H243ZM259 38H256V39H259ZM80 39V38H79ZM213 39V38H212ZM244 39H246V38H244ZM250 39H252V38H250ZM34 40V44L32 43V41ZM84 40H86L85 38H84ZM226 40V39H225ZM224 40V41H225ZM230 40V39H229ZM247 40H249V39H247ZM15 41V42H14ZM42 41V40H41ZM52 43H53V45H54V43L57 41V38H54L53 39V41H52V39L50 40ZM204 41V42H203ZM213 41H214V39H213ZM239 41V40H238ZM254 41L256 42L257 40H255V38H254V40L252 41L253 43H254ZM259 41V40H258ZM13 42L15 43V45L13 44ZM21 42V41H20ZM50 42V43H51ZM59 42V43H60ZM89 42H90V44H89ZM215 42V41H214ZM227 42V41H226ZM240 42H242V41H240ZM247 42V41H246ZM245 42V43H246ZM260 42V41H259ZM27 43H25V44H27ZM186 43H187V46L185 47V48H183V46L184 45H186ZM202 43H204L203 44V46H202ZM210 43H211V41H210ZM238 43V42H237ZM243 43V42H242ZM241 43V44H242ZM256 43H258V42H256ZM16 44H18L17 45V47H16ZM33 44V45H32ZM48 44V45H47ZM56 44V43H55ZM87 47H88V49H89V45L91 46V41H88L87 42ZM240 44V43H239ZM240 44V45H241ZM248 44V43H247ZM247 44H246V46H247ZM27 45V46H28ZM31 45V46H30ZM44 45H47V47L49 46V47H51V44L49 45V43H48V41H47V39H46V44H44ZM43 45V46H44ZM208 45V44H207ZM230 45V44H229ZM244 45V44H243ZM42 46V47H43ZM20 47V48H21ZM48 47V48H49ZM249 51H248V53L250 52V53H252L253 55H254V53L253 52H251V46L249 45ZM47 48V50H49ZM53 48V47H52ZM94 48V47H93ZM237 48V47H236ZM245 48V47H244ZM247 48V47H246ZM36 50V51H39V53L37 54V52L35 51V52H33V51H30L31 53H36L37 54V56L40 54V50L42 51L43 49H46L45 48V46H44V48H41L40 50ZM92 49V48H91ZM224 49V50H223ZM254 49V48H253ZM252 49V50H253ZM46 50V51H47ZM233 50V49H232ZM239 50V49H238ZM26 51V52H25ZM240 51V50H239ZM245 51H247V50H245ZM254 52H256L255 50H253ZM216 52H217V50H216ZM230 52H231V50H230ZM236 52H238L237 50H236ZM241 52V51H240ZM15 53H16V55H15ZM218 53V52H217ZM243 53H244V51H243ZM247 52H245L244 54L245 55H247L246 54ZM21 54V53H20ZM30 54V53H29ZM29 54L28 55H26V56H29ZM240 54V53H239ZM243 54V55H244ZM87 55V54H86ZM91 55V54H90ZM17 56V57H16ZM32 57L33 56H36V55H31ZM36 56V57H37ZM41 56V55H40ZM43 56V55H42ZM45 56V55H44ZM91 56H94V55H91ZM90 56V58H92ZM96 56V55H95ZM95 56L93 57V58H95ZM224 56H225V54H224ZM229 57V58H231V56H229V55H227L226 54V57ZM234 57H235V54L233 55ZM31 57V58H32ZM187 57V56H186ZM222 59V58H225V57H221V56H218V60L220 59V58ZM236 57H240V56H236ZM242 57V56H241ZM244 57V59H245V56H243ZM247 57V56H246ZM260 57V56H259ZM30 58V59H31ZM92 58V59H93ZM185 58V57H184ZM248 58V57H247ZM246 58V59H247ZM24 59L25 60H27L25 57H24ZM40 59V58H39ZM42 59V58H41ZM44 59V58H43ZM42 59V60H43ZM85 59L87 60V61H83V63H85V64H83L82 62V64H78V65H82V67H84L83 69L84 70H87L88 71V73H89V75H96L97 73H98V71L100 72L101 70H98V68L99 67H97V65L95 64V66L93 65L92 66V62H90V59L89 58H87V56L85 57ZM194 59V58H193ZM195 59H197L196 57H195ZM236 59H238V58H236ZM243 59V60H244ZM245 59V60H246ZM255 59H256V57H255ZM255 59H251V61L250 62H252V61H255ZM35 60H38L37 58L35 59H33V61H35ZM76 59H75V57H74V61H75ZM83 60V59H82ZM218 60L217 61H215V63H214V65H213V69L211 68V66H210V69H212L211 70V73L213 74L214 73V75H215V71H218L217 70V68L218 69H220L218 72H219V74L221 73V71H226V70H228L227 68L229 67V65H228V67H226V63H227V59L225 58L223 61H220L219 63H218ZM243 60H241V62L243 61ZM248 60V59H247ZM246 60V62L248 63V61ZM24 61V62H23ZM27 61H29V60H27ZM41 61V60H40ZM79 61V60H78ZM257 61V60H256ZM255 61V62H256ZM42 62V61H41ZM75 62H77V61H75ZM254 62V63H255ZM27 63V62H26ZM80 63V62H79ZM92 63V64H91ZM238 63H240V62H238ZM243 63V62H242ZM241 63V64H242ZM245 63V62H244ZM28 64V63H27ZM76 64V65H77ZM205 64V63H204ZM212 64V63H211ZM230 64V63H229ZM252 64V63H251ZM207 65V64H206ZM206 65H204V66H202V67H200L201 66V61H198V63H197V67H198V70H197V73H195L196 75H197V77H203V76H200V73H201V68H205V66ZM234 65H235V63H233V67H234ZM237 65H239V64H236V66ZM256 65V64H255ZM254 65V67H255V69L256 68H259V66L260 65H258L257 67ZM37 66H39V65H37ZM54 66V65H53ZM52 66V67H53ZM56 66V65H55ZM91 66V67H90ZM243 67H245V70H246V67H249V66H244V65H242ZM251 66H253V65H251ZM26 67V66H25ZM24 67V68H25ZM58 67L59 68H61L60 67V65H58ZM58 67H55V69L56 70H58V72L55 70V72H57V73H59V69H58ZM64 67V66H63ZM92 68V67H94L92 70L90 69V68ZM242 67V69H244ZM253 67V68H254ZM24 68H23V70H24ZM38 68V67H37ZM74 68H75V66H74ZM79 68V67H78ZM203 68V69H204ZM225 68V69H224ZM236 68V67H235ZM238 68V67H237ZM251 68V67H250ZM26 69H27V67H26ZM41 69V68H40ZM82 69V68H81ZM98 71H97V70ZM224 69V70H223ZM242 69H240V72L239 73H241L242 74V72H243V70ZM254 69V70H255ZM50 70H51V68H50ZM53 70H54V68H53ZM52 70V71H53ZM94 70V71H93ZM209 70V69H208ZM207 70V71H208ZM234 70V69H233ZM237 70V69H236ZM236 70H234L235 72H236ZM239 70V69H238ZM237 70V71H238ZM242 70V71H241ZM253 70V73H255L254 75L256 76V75H258V72L261 70H259V69H256V70H259V71H257V74H256V70L254 71ZM42 71V70H41ZM95 71H97V72H95ZM224 71V72H225ZM229 71H231V68L229 69ZM234 71H232V73L234 74L235 72ZM264 71V70H263ZM26 72V71H25ZM35 72V71H34ZM54 72V71H53ZM54 72V73H55ZM62 72H65V69H64V71H62ZM62 72H60V75H61V73ZM102 72V71H101ZM192 72H194V71H192ZM196 72V71H195ZM223 72V73H224ZM226 72H228V71H226ZM248 72V71H247ZM246 72V73H247ZM261 72V71H260ZM260 72H259V74H260ZM204 73V72H203ZM237 73V72H236ZM252 73V74H253ZM263 73V72H262ZM261 73V74H262ZM64 74H66V72L64 73ZM99 74V73H98ZM202 74V73H201ZM216 74L218 75V76H220L217 72H216ZM232 74V75H233ZM251 74V75H252ZM29 75V74H28ZM34 75H35V73H34ZM59 75V74H58ZM214 75H212V76H209V77H213ZM223 75V74H222ZM231 75V76H232ZM236 75V74H235ZM240 75V74H239ZM239 75H236L234 78H235V80H237V77H239ZM62 76V75H61ZM193 76V75H192ZM195 76V75H194ZM216 76V75H215ZM241 76H243V74L241 75ZM245 76V75H244ZM249 76V75H248ZM254 76V77H255ZM260 75H258L257 76V78L255 77H251V78H249V79H254V81H255V83L257 84V82L259 81V79L261 80V77H259ZM51 77L53 78V82H54V79H55V82L56 81H58V80H60V79H58L57 77H60V76H57V77H55L54 75L52 76L51 75ZM55 77V78H54ZM63 77V76H62ZM91 77V76H90ZM227 77V76H226ZM250 77V76H249ZM264 76L262 75V78H263ZM51 78V79H52ZM219 78V77H218ZM220 78H221V76H220ZM219 78V79H220ZM224 78V77H223ZM230 78V75H229V73H228V79ZM233 78V79H234ZM242 78V77H241ZM245 78V77H244ZM50 79V80H51ZM62 79V78H61ZM222 79V78H221ZM30 80V81H29ZM49 80V79H48ZM201 80V79H200ZM216 80V79H215ZM230 80V79H229ZM256 80H257V82H256ZM264 80V79H263ZM37 81H39V83L37 82ZM198 81V80H197ZM208 81V80H207ZM212 81V80H211ZM220 81V80H219ZM224 80H221V82L223 83L222 84V86H223V88H226L227 89V87L229 86V84H230V81H232V80H230L229 81V84H228V80L225 82H223ZM240 81V80H239ZM262 81V80H261ZM29 82H31V84L29 83ZM49 82V81H48ZM54 82V83H55ZM59 82V81H58ZM57 82V83H58ZM208 82H210V81H208ZM207 82V83H208ZM218 82V81H217ZM220 82V83H221ZM238 82V81H237ZM236 82V83H237ZM243 82V81H242ZM246 82V81H245ZM253 82V81H252ZM264 82V81H263ZM15 83H17L16 84V86L18 87V84H20V87L19 88H14V91H13V87L15 86ZM52 83V82H51ZM62 83L64 84L65 82H64V80L62 81ZM62 83H60L59 85H62ZM201 83H202V81H201ZM201 83H199L198 82V86L200 87L202 84ZM205 83V82H204ZM240 83V82H239ZM247 84L249 83V81L247 80V82H246ZM245 83V84H246ZM254 83V84H255ZM206 84V83H205ZM205 84H204V86H205ZM209 84V83H208ZM225 84H226V86H225ZM247 84L245 85L246 87H247ZM252 85V86H249L248 85V87H251L252 89H254L253 91L251 90V88L249 89L250 91H252L251 93H253L254 94V92L256 91L255 89H258L259 88V86H261V83H260V81H259V85L257 84V86H258V88H253V87H257V86H255V85ZM44 85V86H43ZM50 86H51V84H49ZM58 84H53L52 83V86L53 87H58L59 86ZM221 85V84H220ZM250 85H251V80H250ZM262 85H264L263 83H262ZM13 86V87H12ZM49 86V87H50ZM67 86V88H71V87H68V85H66ZM66 86L65 85H63V88L61 89V87H60V89H59V87H58V89L59 90H65V88H66ZM70 86V85H69ZM72 86V85H71ZM79 86V85H78ZM77 86V87H78ZM207 87H208V85H206ZM209 86H211V84H209ZM214 86V85H213ZM244 86V87H245ZM49 87H48V89H49ZM203 87V86H202ZM207 87H205V88H207ZM217 87V86H216ZM235 87H236V85H235ZM242 87H243V84H242ZM243 87V88H244ZM261 87H263V86H261ZM11 88V90H8V89H10ZM38 88V89H37ZM40 88H41V90H40ZM66 88V90L65 91H67L68 89ZM205 88H203V91L205 90ZM210 88H212V86L211 87H209V88H207L206 90L209 92V93H207V91H204L203 93H205L204 94V96H205V99L207 98V101L210 103L211 102V100L212 99H216L217 97V99L219 100V98L220 99H229L228 97H230V95L228 96L227 95V98H224L225 96L223 95V92L226 90H224L223 88H221V87H217V88H214V90L213 89H210ZM219 88L221 89V90H219ZM230 88V87H229ZM234 88V87H233ZM240 88V87H239ZM45 89H47V88H45ZM52 89V88H51ZM57 89V88H56ZM79 89V88H78ZM76 87H75V90H78ZM80 89L83 91L84 90V88H82V87H80ZM190 89V88H189ZM197 89V88H196ZM209 89V90H208ZM241 89V88H240ZM239 89V90H240ZM264 87L260 90V89H258V91L260 92V95L261 94H263V97L262 96H260V95H256V96H258V98H259V96L260 97H262V99H264ZM54 89H52V91H53ZM62 91V93L61 92H57V96L59 97V95L58 94H60L61 93V95L63 94V92H65V91ZM70 90V89H69ZM211 90V91H210ZM224 90V91H223ZM228 90V89H227ZM226 90V91H227ZM232 90V89H231ZM263 90V91H262ZM10 91H13V92H10ZM41 91V94H40V96H39V92ZM49 91V90H48ZM71 91V90H70ZM80 91V90H79ZM197 91V90H196ZM199 91V90H198ZM214 91V92H213ZM215 91H216V93H217V95L215 94ZM222 91V95L223 96H221V94H220V92ZM230 91V90H229ZM233 91V90H232ZM235 91H238V90H236L235 89ZM242 90H240V92H241ZM249 91V92H250ZM258 91H256L255 93H257ZM44 92H46V91H44ZM51 92V91H50ZM78 91H76V93H77ZM242 92H244V91H242ZM262 92V93H261ZM38 93V94H37ZM47 93V92H46ZM56 92H54V94H55ZM75 93V94H76ZM79 93V92H78ZM84 93H85V91H84ZM195 93V96L196 95H199V92H194ZM197 93V94H196ZM211 93L213 94V95H211ZM231 93V92H230ZM251 93H249V94H251ZM45 94V93H44ZM48 94L50 95V93L48 92ZM48 94H46V98H47V100H49V99H51V98H49V95ZM54 94H52V95H54ZM80 94V93H79ZM200 94H202V89H201V91H200ZM227 94V93H226ZM229 94V93H228ZM252 94V96H254L255 97V95H253ZM47 95H48V97H47ZM60 95V96H61ZM70 95V94H69ZM85 95V94H84ZM191 95V94H190ZM218 95H220V96H218ZM246 95H248V92H247V94ZM62 96H65V94H63ZM204 96H196L195 98H197L198 100L200 99V98H203ZM212 96H213V98H212ZM214 96H216V98H214ZM232 96V98H233V95H231ZM241 96H242V94H241ZM244 96V95H243ZM42 97H44L45 98V96H42ZM42 97H41V99H42ZM57 97V98H58ZM68 97V96H67ZM66 97V98H67ZM70 97V96H69ZM247 97V96H246ZM250 97H251V95H250ZM254 97H252L253 99H256V98H254ZM45 98V99H46ZM61 98V97H60ZM245 98V97H244ZM64 99V98H63ZM69 100H70V98H68ZM98 99V98H97ZM196 99V100H197ZM204 98L202 99L203 101L205 100ZM211 99V100H210ZM217 99L215 100L216 101V103H218L217 105H216V107H213L212 106V104H209L210 106H212L213 108H217V107H221V108H218V109H216L217 111L215 112L214 110L215 109H213L212 111H209L210 109H212L211 107H208V106H205L208 110L206 111V112H208V113H210L211 115H212V113H213V111H214V114L215 113H217L218 114V112L220 111V110H223V108L225 107L224 105V107H222V105L221 106H219V102H217ZM222 99V100H223ZM231 99V98H230ZM230 99H229V101H230ZM234 100H235V98H233ZM253 99H249V96H248V100L250 101H252ZM43 101H44V99H42ZM46 100V101H47ZM62 100V99H61ZM197 100V101H198ZM232 100V99H231ZM248 100L246 101V103H247V105L246 106H244V107H247L248 108V110L246 109V111L248 112L249 110H251V107L253 108V110H255V108L254 107H256V109H257V107H259V106H261V104H264V102L262 101V102H260V103H258V100H260V99H257L256 101L257 102H255L254 100V102L252 101H250L252 104H254V105H252L250 102L248 103ZM46 101H44V102H46ZM67 100L65 99V102H66ZM118 101V100H117ZM201 101V99L199 100V103H202L203 104V102H200ZM221 101V100H220ZM49 102H50V100H49ZM82 102V101H81ZM80 102V100H79V102L78 103H81ZM208 102H205V103H207L208 104ZM224 102V101H223ZM222 101H221V103H223ZM233 102H235V101H233ZM233 102H231L230 101V103H233ZM63 103H64V101H63ZM212 103H214L215 104V102H212ZM225 103V102H224ZM226 103H228V102H226ZM236 103H237V101H236ZM258 103V104H257ZM47 104H48V102H47ZM235 104V103H234ZM238 104V103H237ZM236 104V105H237ZM255 104L256 105H258V106H255ZM31 105V104H30ZM62 105H64V104H62ZM61 105V109L62 108H66V106L65 105H67V107H68V104H66L65 103V107H63ZM118 105H119V103H118ZM199 105H201V104H199ZM204 105H206V104H204ZM226 105H229V104H226ZM235 105V106H236ZM229 106H231V105H229ZM251 106V107H250ZM264 106V105H263ZM110 107H112V106H110ZM200 107V109H199V111L200 110H202V109H204V107L202 106V108H201V106H199ZM228 107V106H227ZM250 107V108H249ZM31 108V107H30ZM79 109V108H77V107H74V109ZM94 108L95 107H93L92 109L94 110ZM193 108V107H192ZM210 108V109H209ZM59 109V108H58ZM220 109V110H219ZM224 109H228V112L229 111H231L232 109H230L229 110V108H224ZM236 109H238L237 111H239V108H236ZM243 109V108H242ZM241 109V110H242ZM29 110L31 111V112H29ZM57 110V109H56ZM68 110V109H67ZM86 110V109H85ZM107 110H109V111H107L106 112V115H107V123L106 124H104L103 122V124L102 125H104V126H102L103 128H104V130H105V132L106 133H108L109 134V130H111L110 129V126H111V121L109 122V116H111V113L110 112H113V110L112 111H110V109H107ZM205 110V109H204ZM244 110H245V108H244ZM51 111V110H50ZM49 110L47 111V112H50ZM69 111V110H68ZM81 111V110H80ZM83 111H84V109H83ZM90 111H92V110H90ZM90 111H88V113L90 112ZM97 111L98 110H96V112H95V114L97 113ZM195 111V110H194ZM246 111H242L243 113L241 114L242 115V117L244 118V119H242L241 121V123H243V120L245 121V117L246 116H243V114H244V112L245 113H247ZM78 112V111H77ZM82 112V111H81ZM99 112V111H98ZM101 112V111H100ZM203 112V111H202ZM239 112H241V111H239ZM238 112V113H239ZM253 112V111H252ZM30 113H32V114H30ZM83 113H85V112H83ZM82 113V114H83ZM87 113V112H86ZM85 113V114H86ZM94 113V112H93ZM92 112H91V114H93ZM110 113V114H109ZM221 113V112H220ZM225 113H227V112H224V115H226ZM250 113V112H249ZM81 114V113H80ZM93 114V116L94 117H96V116H98V115H100L99 113L98 114ZM216 114V115H217ZM222 114H223V112H222ZM237 114V113H236ZM251 114V113H250ZM254 114H256L257 115V110L255 111V113ZM258 114H260V112L258 113ZM33 117H32V116ZM39 114L37 113V116H38ZM51 115H52V117H54V118H56L54 121L55 122H53L52 121V117H51ZM54 115V116H53ZM84 115V114H83ZM87 116H88V114H86ZM90 115V114H89ZM115 115H116V113H115ZM169 116H170V114H168ZM209 115V114H208ZM210 115V116H211ZM216 115H213L214 117H216ZM241 115H239L240 117H241ZM245 115V114H244ZM261 115V114H260ZM260 115H258V118L259 117H261ZM43 116V115H42ZM41 115L40 116H38L39 118H41L42 117ZM44 116V117H45ZM93 116H91L92 117V119L94 118ZM200 116H201V114H200ZM213 116H211V117H213ZM229 116V115H228ZM43 117V118H44ZM81 117H83V116H81ZM85 117V116H84ZM89 117V116H88ZM91 117L90 118H88V119H90L89 121H90V123H92V122H96V124H97V126H100V119L102 118V113H101V118L99 119V120H91ZM116 117V116H115ZM203 117V116H202ZM213 117V118H214ZM230 117H232L230 120H232L233 121V117L234 116H230ZM255 117V116H254ZM264 117V115L261 117V118H263ZM38 118V119H39ZM43 118H42V120H43ZM97 118H99V117H96V118H94V119H97ZM169 118V117H168ZM217 118H219V115H217ZM227 118V117H226ZM236 118V117H235ZM256 118H257V116H256ZM33 119V120H34ZM36 119H37V117H36ZM35 119V120H36ZM83 119V118H82ZM81 119V121L83 122V120ZM85 119H86V121H87V123L89 122L88 120H87V118H84V122H85ZM162 119H167V117L166 116H164V117H162ZM208 119V118H207ZM247 119H248V114H247ZM246 119V120H247ZM251 119V118H250ZM260 119V118H259ZM264 119V118H263ZM106 120V119H105ZM205 120V119H204ZM204 120H202V121H204ZM215 120V119H214ZM213 119H212V122L211 121H209V120H205V122H207L208 123V125L209 124H211V125H214L213 123L214 122H216V126L214 125L213 127L212 126H208L209 128L210 127H212V128H214V127H218V121H220V119L218 120V121H214ZM224 120V122H223V124L225 123V120H227V123L230 121L228 118L227 119H223ZM229 120V121H228ZM256 120V119H255ZM255 120H253V121H255ZM39 121H41V119H39L37 122V127L38 126H40V124H39ZM44 121H45V119H44ZM43 121V123H46V122H44ZM101 121H102V119H101ZM167 121H168V119H167ZM237 121V120H236ZM236 121H235V123H236ZM253 121H251L250 123L252 124L253 123ZM257 121H258V119H257ZM256 121V122H257ZM259 121H261V124L263 123L262 122V120L260 119ZM257 122V124L259 123L260 124V122ZM264 121V120H263ZM99 122V123H98ZM221 122V121H220ZM246 122V121H245ZM249 122V121H248ZM247 122V123H248ZM87 123H85V124H87ZM90 123H88L89 125H90ZM207 123H204V125L205 124H207ZM234 123V124H235ZM250 123H248V124H246V128L244 129V133H249L248 135H249V137H246V138H244L243 139V137H239V135H241V133H240V131H239V133H237V131L234 129V128H237V126L236 127H234V125L232 126L231 124H233V123H231V124H229V125H231L233 128L232 129H234L233 130V132H232V130H228V131H226L227 132V134H225L226 136H228V134H229V136L230 135H233L234 134V136L236 135L237 137H239L240 139V141H241V139H242V141H241V143L243 142V144L242 145H244V143L245 144H247V143H249L250 141L248 140L249 138H250V136H251V134H252V136H251V139L253 140V143H257V144H255L256 145V149L254 148V151H253V158H252V156H251V164L250 165H252V169H253V171L255 172V170L257 171V172H261V171H264V141L263 140H261L263 137H264V131L263 132H261V133H263V134H261L260 133V130H259V127H257L258 128V130H250L251 129V125H249ZM81 123H80V120H79V124L78 125H80ZM94 124V123H93ZM92 124V125H93ZM99 124V125H98ZM222 123H221V125H223ZM256 124V125H257ZM261 124H260V127H261ZM35 125H36V123H35ZM83 125V124H82ZM88 125V126H89ZM112 125H114V123L112 124ZM224 125H227V124H224ZM235 125H237V124H235ZM254 125V124H253ZM86 126V129L87 128H90V130H93L94 129V127H95V124L93 125V126H91V127H93V129H91V127L89 126ZM96 126V128H100V127H97ZM228 126V125H227ZM230 126V127H231ZM262 126H263V124H262ZM33 127H34V125H33ZM36 127V126H35ZM36 127V128H37ZM205 127H207V125H205ZM226 127V126H225ZM224 127V128H225ZM229 127V126H228ZM250 128L248 131H247V128ZM254 127H256V126H254ZM264 127V126H263ZM95 128V129H96ZM103 128H101V129H103ZM165 128H166V126H165ZM211 128V129H212ZM223 128V129H224ZM243 128V127H242ZM256 128V129H257ZM262 128V127H261ZM214 129H220L219 127L218 128H214ZM213 129V130H214ZM63 130H67V129H62V131ZM87 130H89V129H87ZM100 130V129H99ZM203 130H204V128H203ZM207 130V132L208 133H210L211 131H209V129H206ZM221 130H222V128H221ZM241 130V129H240ZM263 130H264V128H263ZM62 131H60V132H62ZM80 131V132H79ZM83 131V130H82ZM101 131H103V130H101ZM167 131H169L170 133H165V132H163V135L162 136H168V137H166L167 139H166V141H165V143H166V147H169L170 146V136H178V134H180V133H177L176 132V129L175 128H173V131L172 130H167ZM251 131V132H250ZM259 132V135L256 133H254V132ZM30 132H33L34 133V136L32 135L33 133H30ZM46 132V133H47ZM69 132V131H68ZM94 132V131H93ZM205 130H204V134H205ZM206 132V134H207V136H208V133ZM214 132L216 133V131L214 130ZM222 132V134L224 133L223 131H221ZM221 132H217L218 134H220ZM242 132V131H241ZM31 135H30V134ZM63 133V132H62ZM67 133V132H66ZM74 133V134H75ZM90 133V135L92 134L91 132H89ZM89 133L87 134V136L88 137H86V135L84 136L85 138H89ZM212 133H213V131H212ZM211 133V134H212ZM236 133V134H235ZM244 133L242 134L243 136H248L247 134H245L244 135ZM39 134V135H40ZM48 134V133H47ZM46 134V137L48 136ZM107 134V135H108ZM124 134V133H123ZM217 134V135H218ZM221 134V135H222ZM254 134V135H253ZM92 135H95L94 133L92 134ZM91 135V136H92ZM100 135H102V134H100ZM100 135H98V133L96 132V135L95 136H100ZM106 135V136H107ZM117 135V134H116ZM241 135V136H242ZM49 136H50V134H49ZM67 136V135H66ZM180 136H183L182 134L180 135ZM215 136V135H214ZM223 136H224V134H223ZM229 136H228V138H229ZM234 136H231V138L232 137H234ZM235 136V137H236ZM256 136H260V138L259 137H256ZM263 136V137H262ZM52 137V136H51ZM60 137H61V139L63 140H61L60 139ZM73 137V139H75L76 138V140H73L72 141V138ZM93 137L94 136H92V142L90 141V138H89V141L88 142H86V143H88V145L90 144V146L92 145L93 146V148H95V146L97 145V144H99L101 141H97V143L96 144H93L95 141V139H93ZM49 138V137H48ZM80 138V137H79ZM85 138H83L82 139V141L85 139ZM227 138V140L229 141V139ZM40 139L42 140V139H44L43 141H42V143H40L41 141H40ZM58 139H60L61 141H58ZM99 139H100V137H99ZM98 138H97V140H99ZM102 139V138H101ZM212 139V138H211ZM235 139V138H234ZM246 139V140H245ZM264 139V138H263ZM50 140V139H49ZM51 140V141H52ZM65 140V141H64ZM103 140V139H102ZM172 140L174 141V137L172 138ZM213 141L214 140H216V139H214V137H213V139H212ZM248 141V142H244V141ZM40 141V142H39ZM80 141H81V139H80ZM84 141H86V140H84ZM231 141V140H230ZM90 142V143H89ZM52 143V142H51ZM217 143L218 142H216V145H217ZM227 143V142H226ZM241 143H240V148H243L242 146H241ZM47 144V145H46ZM79 144V145H78ZM85 144V143H84ZM250 144V143H249ZM95 145V146H94ZM218 145H219V143H218ZM248 145V144H247ZM255 145H254V147H255ZM84 146V145H83ZM86 146H87V144H86ZM90 146H89V148H90ZM98 146V145H97ZM190 146V145H189ZM246 146V145H245ZM77 147V148H78ZM191 147V146H190ZM246 147H250L249 145L248 146H246ZM245 147V148H246ZM253 147V146H252ZM83 148H85V146L83 147ZM92 148V149H93ZM97 148V147H96ZM160 148H161V146H160ZM219 148V147H218ZM71 151H70V150ZM79 149V148H78ZM80 149H82V147L80 148ZM249 149V150H248ZM246 148V150H248V151H251L250 150V148ZM87 151L88 150H91V148L90 149H88V147H87V149H86ZM94 150V149H93ZM92 150V151H93ZM102 150H103V148H102ZM70 151V152H69ZM91 151V152H92ZM248 151L246 152V153H248ZM251 151V152H252ZM90 151L89 152H87V153H91ZM245 152V151H244ZM250 152V153H251ZM78 153V152H77ZM76 153V154H77ZM83 153V152H82ZM249 153V154H250ZM98 154H100V153H98ZM97 154V155H98ZM69 155V156H68ZM81 155V154H80ZM245 156H246V160H248L249 158L247 157V155L248 154H244ZM244 156V157H245ZM76 157V156H75ZM78 158H81V156L79 157L78 156ZM74 159H77V158H74ZM82 159V158H81ZM89 160H90V162L92 163V165H94V166H99L100 168H101V170H99V173H98V177L96 176V178H98V181H97V179H96V186L94 185V184H92V182H94L95 181V174L94 175H92V174H87V173H90V172H87V171H83V170H85L87 167H89V166H91L90 165V163H89ZM250 160H248V161H250ZM75 161H78V160H75ZM74 161V162H75ZM112 161H114V160H112ZM247 161V162H248ZM110 160H109V165H107L108 167H113V164H112V166H110ZM246 162V163H247ZM117 163H118V165L121 167L122 165L119 163V161H117ZM72 164H74V163H72ZM71 164V165H72ZM108 164V163H107ZM60 165V166H59ZM66 165H68L69 167H71V165H70V163L68 162V164L66 163ZM66 165H63V167H66ZM247 166H249L248 165V163L246 164ZM72 166H74V165H72ZM169 166H170V162L169 161H164V163H163V165H162V163H160V166H158L159 168H160V170H165V174H166V176H168V168H169ZM180 166H182V165H179L178 167H180ZM62 168V167H61ZM67 168V167H66ZM46 169H49L50 171H45ZM112 169V168H111ZM44 170V171H43ZM179 170V169H178ZM42 171H43V173H42ZM62 171V170H61ZM60 171V172H61ZM77 171V170H76ZM252 171V172H253ZM81 172V173H80ZM84 172V173H83ZM98 172V171H97ZM111 172H113V170L111 171ZM114 174H115V172H113ZM164 173V172H163ZM62 174V175H61ZM112 174V173H111ZM113 175V174H112ZM57 176H59L58 178H60V180L59 181H55V183H54V185L52 184L53 183V181L51 182V180H50V178H52L53 179V177H57ZM123 176V175H122ZM112 177H115L114 175L112 176ZM128 178L130 177V174L127 176ZM127 177H126V175L122 178V179H120L119 177H117L118 178V180H119V182H126L127 181ZM40 179V178H39ZM112 179V178H111ZM114 179H116V178H113V180ZM117 180V181H118ZM122 180V181H121ZM129 180H130V178H129ZM168 180H169V176H168ZM15 183L14 184V186L13 185H11V183ZM37 182V181H36ZM128 182V181H127ZM37 184V183H36ZM35 184V185H36ZM45 185V186H46ZM51 185L52 186H54V187H51ZM101 186L100 185V187L101 188H105V186ZM110 185V184H109ZM12 186V187H11ZM36 187H37V185H36ZM51 187V188H50ZM26 188V189H25ZM31 188V187H30ZM46 188V187H45ZM120 188V187H119ZM25 189V190H24ZM95 189V190H94ZM7 190V191H6ZM97 190V191H96ZM102 191L101 192H99L98 194H100V193H105L106 192V189H101ZM105 192H104V191ZM95 191H96V193H95ZM46 193V194H47ZM39 194V193H38ZM108 194V196L106 195V193L104 194V195H106L107 196V198H108V200H106L105 198H102V196H101V199H102V202L100 201V197H99V195H95V197H98V200L100 201V202H96L97 204H96V206H102V207H105L104 209L103 208H101L100 207V210L99 209H97V208H99V207H95L94 205V210H96V212H97V214L96 215H102V217H104L105 215V213L108 211H106L105 209L107 208V209H109V207H110V202L111 201H109L110 199H112V198H110V196L112 195L111 193L109 194V193H107ZM42 195H43V193H42ZM42 195H38L39 196V198L37 197V199H35V198H33V200L32 201H34V200H37L38 201V199L39 200H41L40 198H41V196ZM103 195V196H104ZM110 195V196H109ZM37 196V195H36ZM70 196H72L73 197V199L71 198V200H70ZM114 196V195H113ZM105 197V196H104ZM112 197V196H111ZM147 197V196H146ZM148 198V197H147ZM31 200V199H30ZM69 200V201H68ZM74 200V201H73ZM106 200V201H105ZM26 201V200H25ZM103 201H105V202H103ZM107 201H109V202H107ZM72 202H74L73 204L76 206H74V205H71L72 204ZM21 203V204H20ZM24 203V202H23ZM27 203V202H26ZM25 203V204H26ZM31 203V202H30ZM37 203H39V202H37ZM71 203V204H70ZM108 203V204H107ZM106 204V206H104ZM11 205V206H10ZM33 206V207H32ZM93 206H91V207H93ZM109 206V207H108ZM65 207V206H64ZM65 207V208H66ZM75 207V208H74ZM81 207V209H79ZM27 208V207H26ZM63 209V210H66V211H68V210H70V209ZM12 209V210H11ZM13 209H15V210H13ZM25 209V208H24ZM57 209V212L58 211H60V210H58ZM83 209H84V211H83ZM102 209V210H101ZM28 210V209H27ZM77 210V209H76ZM77 210V211H78ZM105 210V211H104ZM14 211V212H13ZM21 211H23L22 209L21 210H19L18 211V213L19 214H22V213H20ZM55 211V210H54ZM62 211V210H61ZM60 211V212H61ZM72 211V212H73ZM82 211H83V213H82ZM33 212V211H32ZM35 212V211H34ZM33 212V213H34ZM72 212H69L68 211V213H71V214H73ZM79 212V211H78ZM79 212V213H80ZM95 212V211H94ZM100 212V213H99ZM10 213V212H9ZM17 213V212H16ZM24 213V212H23ZM28 213H30V212H28ZM67 213V214H68ZM109 213V211L106 213L107 215H109L108 214ZM4 214H5V212H4ZM36 214H37V211H36ZM71 214L69 215V216H71ZM8 215V214H7ZM11 215V214H10ZM10 215H8V216H10ZM40 215H42V214H40ZM48 215V216H49ZM55 215V214H54ZM60 215V214H59ZM77 214H75L74 213V215L73 216H76ZM98 215V216H99ZM106 215V216H107ZM47 216V217H48ZM86 216V214L84 215V217ZM13 217V216H12ZM19 217V216H18ZM36 217H38L39 219H40V222H42L41 221V219H45V218H41V217H39V214H38V216H36ZM46 217V218H47ZM55 217H57V216H54V218ZM100 217V216H99ZM112 217V216H111ZM9 218V217H8ZM38 218H37V220H38ZM60 218V217H59ZM62 218V217H61ZM65 218V217H64ZM76 218H81V217H79L78 215H77V217H75V221H76ZM101 218V217H100ZM99 218V219H100ZM32 219V218H31ZM49 219V218H48ZM51 219V218H50ZM52 219H53V216H52ZM86 219H87V217H86ZM102 219H105V218H102ZM106 219H107V217H106ZM33 220V219H32ZM31 220V221H32ZM53 220H55V219H53ZM57 220H59V219H57ZM69 220H71V219H69ZM68 220V221H69ZM73 220H74V218H73ZM80 220V219H79ZM78 219H77V221H79ZM82 220V219H81ZM79 221V222H82V221ZM84 221H87V220H85V219H83ZM1 221V220H0ZM39 221V220H38ZM56 221V220H55ZM99 221H101V220H99ZM105 221L106 220H104V223H105ZM109 221V220H108ZM108 221H106V222H108ZM2 222H3V220H2ZM13 222V221H12ZM34 222V221H33ZM32 222V223H33ZM52 222V221H51ZM65 222V221H64ZM70 222V221H69ZM69 222H67L68 224H69V226H70V223ZM72 222V221H71ZM88 222V221H87ZM103 222V221H102ZM134 222H135V220H134ZM224 221H222V223H223ZM10 223V222H9ZM54 223V222H53ZM83 223V222H82ZM82 223H80L81 224V226L84 224H82ZM86 223V222H85ZM89 223V222H88ZM103 223V224H104ZM133 223V222H132ZM230 223V222H229ZM2 224V223H1ZM37 225L39 224L38 222L36 223ZM60 224V223H59ZM68 224H63L64 226H65V230H66V226L68 225ZM74 224H75V222H74ZM73 224V225H74ZM78 224L79 223H77V224H75V225H77L76 226V228H75V225H74V227L72 228L71 227V230L73 231V230H75V232H76V234L75 233H73L72 231H71V233H73V234H71V235H76L75 237H78L77 238V241H76V243H75V245L74 244H72V243H74L75 242V238H74V236H73V238H74V241H72L73 239H72V237H69V236H67L68 235V233L67 234H65L64 233V237H62V234L63 233H61V234H57V233H55V235L53 234V237L50 235V237H48V236H43V237H40V239L36 242V244H35V242H34V244L35 245H33L31 242V246H30V244H28V246L26 247V246H23L24 244H25V242H22V243H20L19 242V244L17 245V246H19V248H21L20 246L22 245V247H25V248H21V249H19V250H14L16 247H14L13 245H14V243L12 242V241H9V242H6V243H9V244H6V246L4 245V247L3 246H1L2 248H1V250H0V254H2L3 256H4V258L6 259L5 261H4V258H3V261L5 262V264L7 263V264H44L45 262H54L55 263V261H62L64 264H65V262L67 261V262H69V260H71L72 259V257L74 258V257H76L75 255H77V253H79V255L81 254V251L83 250V251H85L84 250V247H85V249H86V251H88L87 249H89V248H87V246H89V245H87V244H89L88 242H89V240L87 241V239H90V238H92V240H93V242L95 241L96 242V240L98 239V237H99V239H100V237H101V235H100V233H96V232H94V231H97V230H95V229H91V231H93L94 232V235L92 234V236H94V239H93V237H90V238H87L86 239V241H87V243H86V241H85V239L83 240L82 238L80 239L79 238V236H78V234H77V232L79 233V231L81 232V230H80V228L79 227H81L80 226V224H79V226H78ZM213 224V223H212ZM3 225V224H2ZM5 225H6V222H5ZM34 225V224H33ZM40 225V224H39ZM38 225V226H39ZM42 225V224H41ZM91 225V224H90ZM90 225H89V227H90ZM100 225V224H99ZM107 223H106V225H104V226H106V228H108L107 229V231H106V233H102V235L104 234L105 236L104 237H106L109 233H110V230H109V227H107ZM229 224H226V225H220L218 228H217V226L215 225V227H216V230L215 231H213L212 233L214 234V236H212L210 239L212 240V242H214V243H211V244H213V246H212V249L207 253V258H208V264H264V255L261 253L260 254V252H263L264 253V251L262 250V251H260V252H258L259 254H257V252L256 253H254V252H252V251H250V246H249V248L247 247V244L245 243V242H240V241H238L239 240V238H236V233L238 234V232H240L241 230V227H240V229L238 228V229H236V228H232V227H229L228 226ZM236 225V224H235ZM234 225V226H235ZM63 226V227H64ZM71 226H72V223H71ZM93 225H91V227H92ZM103 226V227H104ZM109 226V225H108ZM134 226L136 227V226H138L136 223H134ZM228 226V227H227ZM233 226V225H232ZM0 227H2V226H0ZM56 227V226H55ZM61 227V226H60ZM62 227V228H63ZM68 227V226H67ZM86 227H88V225L86 226ZM99 227V226H98ZM102 227V226H101ZM100 227V228H101ZM236 227V226H235ZM36 228V227H35ZM79 228V229H78ZM232 228V229H231ZM1 229V228H0ZM56 229H59V228H56ZM90 229V228H89ZM96 229H97V227H96ZM106 230V229H105ZM137 230H140V227L138 226L137 227ZM61 231V230H60ZM67 231V230H66ZM70 231V229L67 231V232H69ZM100 231V230H99ZM238 231V232H237ZM55 232V231H54ZM63 232H64V230H63ZM83 232V231H82ZM88 232H89V230H88ZM103 232H105V231H103ZM31 233V232H30ZM34 233V232H33ZM32 233V234H33ZM39 233V232H38ZM38 233H36V234H38ZM59 233V232H58ZM84 233V232H83ZM82 233V236L84 235ZM86 233H87V231H86ZM21 234V233H20ZM23 234V233H22ZM22 234H21V236H22ZM41 234V233H40ZM69 234V235H70ZM81 234V233H80ZM91 234H88L87 236H91ZM95 234H97L96 236H95ZM15 235V234H14ZM17 235V234H16ZM15 235V236H16ZM35 235V234H34ZM70 235V236H71ZM14 236V237H15ZM25 236V235H24ZM86 236V235H85ZM132 236H133V233H132ZM240 236V235H239ZM2 237H4V236H2ZM13 237V236H12ZM66 237H68V239L66 238ZM81 237V236H80ZM97 237V238H96ZM104 237H103V239H104ZM114 237V236H113ZM123 237V236H122ZM16 238H18V236L16 237ZM19 238H21V237H19ZM65 238L67 239V242L65 241ZM213 238V239H212ZM14 239V238H13ZM13 239H11V240H13ZM78 239H79V241H80V243H78ZM102 239V238H101ZM98 240V241H101V242H99V243H96L97 245L98 244H101L102 243V241L103 240ZM238 239V240H237ZM83 240V241H82ZM92 240H90V244L92 243V246L90 247L91 249L92 248H94V246H97V245H95V242L93 243V242H91ZM6 241V240H5ZM72 241V242H71ZM82 241V242H81ZM85 241V242H84ZM97 241V242H98ZM11 242V243H10ZM62 242H64L66 245L62 248L59 244H62L63 245V243ZM69 242H71V244H68ZM249 242V241H248ZM247 242V243H248ZM1 243H3V240H1ZM81 243H86V246H84L83 247V245L81 244ZM219 243H220V245H219ZM250 243V242H249ZM248 243V244H249ZM13 244V245H12ZM16 244V243H15ZM93 244H94V246H93ZM251 244V243H250ZM3 245V244H2ZM81 245V246H80ZM109 245H110V243H109ZM108 245V246H109ZM12 246V247H11ZM16 246V245H15ZM67 246V247H66ZM14 247V249H12ZM80 247H82L81 249H80ZM100 247V246H99ZM98 247V248H99ZM176 247V246H175ZM174 247V248H175ZM17 249V248H16ZM91 249H89V252H87V253H89V255H93L94 257H92L93 259L94 258H97L98 257V252L97 251H95L94 250V252L93 253H91L92 251H93V249H92V251L90 252V250ZM100 249V248H99ZM81 250V251H80ZM85 251V252H86ZM84 253V252H83ZM86 253V255L87 256H89L88 254ZM91 253V254H90ZM97 255H96V254ZM81 255H85V253L84 254H81ZM86 256V257H87ZM202 256V255H201ZM80 257V256H79ZM84 257V256H83ZM90 257V258H91ZM124 257V256H123ZM76 258H78V256L76 257ZM89 258V257H88ZM75 260V259H74ZM89 260V259H88ZM82 261H84V260H82ZM108 261V260H107ZM187 261V260H186ZM61 262V263H62ZM106 262V261H105ZM189 262V261H188ZM60 263V264H61ZM95 263L96 264H102V262H97V261H95ZM50 264V263H49ZM53 264V263H52ZM75 264V263H74ZM76 264H80V263H76ZM83 264H92V262L90 261V262H88V261H86L85 263H83Z\"/></svg>","mask_w":264,"mask_h":264}]
</instances>
